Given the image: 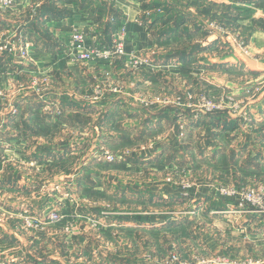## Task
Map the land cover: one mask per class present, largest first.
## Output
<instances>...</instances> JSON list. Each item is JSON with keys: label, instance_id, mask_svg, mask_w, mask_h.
Wrapping results in <instances>:
<instances>
[{"label": "rangeland", "instance_id": "1", "mask_svg": "<svg viewBox=\"0 0 264 264\" xmlns=\"http://www.w3.org/2000/svg\"><path fill=\"white\" fill-rule=\"evenodd\" d=\"M144 1L143 4L148 5L145 17L151 20L148 25L155 34H159L156 36L179 33L175 35L180 40L174 43L178 49L173 56L185 55V59H189L191 56L194 57L193 52L197 53L195 55L197 60L192 58V63L198 65L194 66L199 67L198 71L187 65L180 70V73L174 74L175 79L157 73L153 74L149 85L140 86L137 83L138 74H132L131 71L135 70L126 64L128 61L125 58H118L112 65L108 62L102 63L103 65L98 66L94 74L87 72L89 69L83 70L77 66L73 68L72 75L64 76L52 72L46 77L33 79L29 76L30 73L23 69L22 65L25 62L17 63L24 60H19L15 55L5 52L4 46L9 44V41L16 40L23 29L13 22L7 25L4 21L0 25V58H5V61L0 62L2 77L0 121L4 115H18L22 118L21 124L16 129L19 132L24 133L27 130L29 133V126L36 130L32 135L34 138L39 137L37 140L40 144L42 140L44 143L57 144V146L66 144L63 147L64 151L73 150L68 153L67 161L63 162L62 170L65 171V175L60 179L58 175L62 171L50 170L44 165L42 167L41 162L39 164L34 160L30 161V153L24 150L20 153V147L16 144H8L5 147L8 152L6 150L3 155L11 156L15 160L13 161L15 166L12 162L9 164L13 169L8 166L6 170L9 171L7 178H19L25 183L32 178L34 186L30 187L28 192L37 190L43 196L42 203L37 207H23L14 218L25 209L30 212L45 210V206L49 205L53 197L59 199L60 187L68 193L66 214L77 212L78 216L73 217L75 220L85 218L80 212L83 208L88 207L90 213L98 212L97 200L104 210L145 208L149 213H154L161 209L170 213L169 220L176 211H179L177 216H180L178 218L181 220L184 218L183 215L189 213L195 218L192 219L194 227L190 224L191 229L194 230L190 233H182V236L184 234L189 236V239H194L197 245L195 255L198 258L214 255L211 252L226 250L229 256L241 264L246 263L247 259L264 262V235L257 233V228L263 223L250 219L251 216L254 217L252 214L222 211L217 206L223 200L231 202L229 197L222 198L218 194L217 188L220 186L244 187L264 183V162L258 167L254 157L259 152L263 156L264 150L262 147L260 150L253 147L259 140L264 147V116L261 117V122L256 124L257 114L254 110L257 108L255 104L264 100V72L251 73L244 67L242 61L236 63L228 59L220 61L225 56L232 57V52L239 47L244 48L247 53L252 52L248 44L249 29L245 28L248 26L243 25L244 20L254 19L252 11L249 12L248 10L251 9L241 7L238 0H231L228 3L220 0ZM56 2L62 4L60 0H44L42 3L51 9L52 6L57 5ZM172 13L176 17L184 13L185 16L190 17L184 16L177 25L158 24V17L161 19ZM2 14L8 18L9 9ZM185 21L188 22L185 24ZM6 28H10L11 31L2 32ZM213 36H217V39ZM227 36L233 38L231 43L226 40ZM101 44L109 46L106 41ZM159 66L156 64L155 70ZM15 69H21L22 72H16ZM121 69H124L123 74H120ZM80 70L84 71V74ZM185 75L189 76L185 77ZM30 81L37 83L35 85L37 91L34 95L39 96L33 104L36 107L30 105L33 110L28 104L21 102L23 98H19V96L24 97L22 92L27 88L16 89L17 85L27 86ZM124 82L128 83V88ZM115 84L120 86L118 92L114 91ZM52 86L58 89L60 87V93H65L62 95L57 92L58 97L47 98L44 92L53 89ZM162 87L166 88L165 92L162 91ZM60 96L63 102L58 99ZM14 106L18 108L16 112L13 111ZM34 113L36 116L32 117ZM112 113L115 115L110 116ZM206 117L216 118L212 121L216 129L215 131L211 129L209 134L204 133L203 128H200L205 122L202 119ZM97 125L104 129L96 130ZM125 127L127 130L129 128L133 130V137L126 132ZM176 131L179 139L175 137ZM253 136L257 141L255 143L254 140L252 141ZM109 137L115 139V142ZM209 138L215 141L212 148L210 147L211 150L205 146ZM83 144L85 147H80ZM214 148L217 150H213ZM0 149L3 151L2 146ZM211 151L213 153H210ZM16 155H21V158ZM50 175H53L52 181L41 183ZM13 178L2 180L12 182ZM92 187L93 190H90ZM203 194L211 197V208L215 211H212L210 216L207 202L198 198ZM77 196L79 200L76 203L73 198ZM171 196L176 198L175 202ZM121 197L130 199L121 202ZM191 199L192 205L195 206L192 209ZM221 205L225 207L224 203ZM215 218L224 221V224L220 222L217 225ZM211 219L215 223H209ZM17 220L20 225V220L18 218ZM257 222L260 224L258 225ZM231 223H235L238 229H232ZM244 227L245 229L242 230ZM203 229L209 232L215 243L209 241L208 246L201 245L205 241ZM150 231L148 234L152 237H148L150 240L148 244L154 252L156 250L152 245L153 240L160 233L156 229ZM139 232L131 235L137 247L142 244ZM168 235L171 238L175 237L173 232ZM29 236L32 235L24 234L25 242H31ZM125 239H122L121 232L116 234L113 242L106 243L109 247L104 248L105 253L109 252L108 248L111 244L112 247L114 244L118 247L119 242L120 245H125L123 243ZM117 247H115L116 251ZM83 248L84 250L81 246L69 245L62 255L68 258L70 264H94L93 256L96 257L99 251L102 256L101 247L95 248L92 241L86 243V247ZM126 251L123 246L119 250L120 254H117L123 258ZM149 251L150 248L145 250L136 248L134 254L138 257L140 253L149 254ZM180 251L182 256L189 255L182 249ZM193 254L194 251L191 256Z\"/></svg>", "mask_w": 264, "mask_h": 264}, {"label": "crops", "instance_id": "2", "mask_svg": "<svg viewBox=\"0 0 264 264\" xmlns=\"http://www.w3.org/2000/svg\"><path fill=\"white\" fill-rule=\"evenodd\" d=\"M220 1L228 3L231 0ZM42 2L44 3V0H19L17 5L9 10L10 16L8 18H5L6 16L0 12V25H2L4 21L7 25H9L10 22H13L17 23L18 26L23 29V32L19 33L17 39L21 37V39L27 43L29 49V60L27 59L26 61L24 60L17 63L23 64L25 62L24 65H22L24 66L23 69L24 71L29 72V76L33 79H38L41 76L46 77L52 72L63 74L64 76L72 75L73 68L77 66L83 70L89 69L87 72H92V74H94L98 66L103 65L102 63H106L101 60H95L89 64L73 63L70 57L66 54V48L70 43V37L74 31H81L87 34L86 43L88 46H103L104 44L102 45L101 42L104 41L108 42L110 46L115 42V40L121 41L125 54L118 57L119 59L125 58L127 60V55L134 52L139 56L151 58L153 64L155 65L159 64L160 66L156 70L154 65V67L145 66L139 70L131 71L132 74H138L139 82L137 83H139L140 86L149 85L151 83L150 80L153 78V74L155 75L158 73L160 75L161 73L168 76V78L175 79L173 77L174 74L180 73V70L182 68H186L187 65L193 67L194 71L199 70V67H194L198 65L192 63V58L195 61L197 60L195 57L197 53L193 52L195 54L194 57L191 56L189 59H185V55L173 56L176 54L175 51L178 49L174 43L180 40L177 39L175 35H178L179 33L173 32V35L168 34V36L165 35L163 37H158L159 34H155L153 32V29L148 25L151 20H148L147 17L145 18L146 10L143 8V0H60V3L62 4H58V2H56L57 5L52 6L50 10H48V7H45L46 4L43 5ZM237 2L241 7L251 9L248 11H252L253 14V20L249 19L248 21H243V25L248 26L245 28L249 29L248 44L252 52L247 53L244 48L239 47V49L232 52V57H230V55L225 56L221 58L222 60L220 61L227 59L235 63L242 61V63H244V67H246L249 72L257 74L264 72V0H238ZM184 16L185 13L177 17L174 13H172L170 16L161 19L159 18L157 22L160 25H177L182 21V19H184ZM187 22L188 21H185V24ZM8 30L11 31L10 28H6L2 32ZM213 37L217 39V36ZM226 40L231 43L233 38L227 36ZM111 46H113V44ZM4 59L5 58L1 57L0 62L5 61ZM19 64H16V66ZM125 68L127 67L125 66ZM40 71H45V75H41L39 73ZM80 72L84 74V71L82 72L80 70ZM121 73H124V69H121L120 74ZM186 76L189 75H185V77ZM1 78L2 77L0 76V79ZM124 83L126 88H128V83ZM35 85L36 83L30 81L27 86H16V89L18 88L19 90L27 88L25 92H22L24 97L19 96V98H23L21 102L25 103V105H31L33 108L36 107L33 104L39 99V96L35 97L36 95H34L37 91ZM52 87L53 89H49L51 91L47 90L48 92H44L47 98L58 97L56 95L57 92L59 94L62 93V95L65 93H60V87L59 89L56 86L55 88L54 86ZM165 89V87H162L163 92L166 91ZM180 89L182 88L180 87ZM60 97L58 99L63 102L62 97L61 99ZM255 107H257L254 109L256 112L255 114L258 115H256V124H259L264 116V100L255 104ZM113 114L114 113L110 114V116L115 115ZM34 116H36V113L32 114V117ZM161 117L165 118V116ZM21 119L22 118H19L18 115L15 116L11 114L8 116L4 115L0 121V146L3 148V151L0 149V188H3L0 190V264H70L68 258L62 255L65 248L67 249L69 245H76L81 246V249L84 250L83 247H86V243L89 241H92L95 248L101 247L102 250V256L100 251L96 253V257L92 254L94 257V264H164V260L171 250H177L181 258L189 263H193L198 258L197 255H195V252L197 253V245L194 239H189V236H184V234L182 236V233H190L194 230L193 228L191 229L190 224L193 226L194 221L192 219L195 218H192L189 213L183 215L184 218L181 220V218H178L180 216H177L179 211H176L173 213V218L169 220L168 217L171 216L170 213L161 209L154 213H149V211L145 210V208L133 210V208L127 207L128 210H123V208H108V210H104L101 206H99V200H97L98 212L90 213L88 207L86 209L83 208L80 212L85 216V218L77 220L73 219V217L78 216L77 212H73L72 214L69 213L66 220L53 226L46 234L40 233L35 236H29V241L31 242H25L26 240L23 237L25 233L21 231L19 221L17 218H14V216L23 207H37L38 204L42 203L41 197L43 196L37 190L28 192V189L34 186L32 178H29L26 183L21 182L19 178H7L6 175H8L9 171L6 170L11 162L12 165L15 166V162H13L15 160H13L11 156L7 157L3 155V152L7 150L5 147L8 144H13L21 139V145L18 146L20 147L19 152L23 153V150L24 152H29L30 161L34 160L39 164L41 162L42 167L44 165V167H47L50 170L57 169L62 171L63 173L60 172L58 175L60 176V179H62L65 175V171L62 170L63 162L67 161L68 153L73 150L64 151L63 147H65L66 144H59L57 146V144L52 145L48 142L44 143L43 140L40 144L37 140L39 137L34 138L32 135V133H35L36 130L34 131V129L29 128V126V133H27V130H25L24 133L19 132L16 129L21 124ZM160 119L162 120V118ZM214 119L216 118L206 117V119H202V121L205 122L200 128H203L204 133L207 132L209 134L211 129L215 131L214 129H216V127L214 126L216 125L212 123ZM98 129L103 130L104 128H99L97 125L96 130ZM125 130L131 137H133L134 133L131 128L127 130L125 127ZM93 131H95V129ZM175 137L179 139L178 131H176ZM109 139L112 142H115V139L111 137H109ZM253 140L254 143L257 142L255 141V136L252 137V141ZM214 144L215 141L212 138H209L205 146H208V150H211ZM257 144H254L253 147L259 150L262 147L264 150L260 140ZM80 147H85V144ZM59 149L61 150L59 151ZM213 150L217 149L214 148ZM6 152H8V150ZM64 152L67 153L64 154ZM205 152L207 151L205 150ZM210 153L213 152L211 151ZM16 156L21 158V155ZM263 156H261L260 152L254 156L257 163L256 166H262V162H264ZM39 159L41 161H39ZM126 164L128 163L126 162ZM9 167L13 169V166L11 167L10 165ZM52 176L53 175L45 177L41 183L44 181H52ZM54 176L57 175L54 174ZM12 178V182L2 180ZM90 190H93V187L90 188ZM167 195L169 196V193H167ZM171 197H173L175 202L176 198H174V196ZM198 198H202L207 202V207L209 206L208 208H210V212H208L210 216V213L215 211L211 208V197L207 194H203ZM127 199L121 197L120 201L126 202ZM220 202H222L221 204L224 203L225 207L221 204H218L217 206L220 207L222 211H227L228 203L224 200ZM194 207L195 206L192 205L191 199V209ZM250 219L257 221V219L252 216ZM214 221L217 225L218 223L220 224V222L224 224V221L217 218H215ZM214 221L211 219L208 222L213 223ZM76 222H78V224ZM205 222L207 223V220H205ZM259 224L260 223H258V225ZM164 225L168 226L165 227ZM230 225L232 229H238L235 227V223H231ZM263 225L264 223L261 226L259 225L257 228V233L260 235H264V228H262ZM239 227H241V225ZM116 229H119L120 231H117ZM150 229H156V231L160 233L153 240L152 245L156 250L154 252L148 244L151 236L148 234L151 232ZM221 229L224 230L223 228ZM244 229L245 227L242 228V230ZM138 231H140L138 234L142 238V240L140 239L142 244H139V247H137V244L135 245L131 236L136 234ZM117 232H121L122 239L127 238L125 239V242H123L125 245H120L119 242L118 247L115 244L112 247L111 244L110 248H108L109 252H106V254L104 248L109 247L106 243L115 240V236L118 234ZM170 232L175 233V237L171 238V236L168 235ZM195 232L197 234V231ZM202 232L205 238V241L201 243L202 246H208L209 241H211V243H215V240L213 241L209 232L205 229H203ZM25 236H27V234H25ZM63 245H65V247ZM123 246L127 251L124 257L121 258L117 253H119V250ZM60 247L62 249H59ZM115 247L118 248L117 251L115 250ZM136 248L142 250L150 248V251L149 254L145 253L142 255V253H140V256L137 257V254H134ZM180 249L187 252L189 254L187 256L189 257L182 256ZM193 251L194 254L191 256ZM226 252L227 251L225 250V252L211 253L226 254L229 256ZM158 253L159 255H157ZM2 255L4 256L2 257ZM260 262L264 264L261 260Z\"/></svg>", "mask_w": 264, "mask_h": 264}, {"label": "built area", "instance_id": "3", "mask_svg": "<svg viewBox=\"0 0 264 264\" xmlns=\"http://www.w3.org/2000/svg\"><path fill=\"white\" fill-rule=\"evenodd\" d=\"M19 0H0V12L10 10L14 8ZM124 31V30H123ZM87 34L81 31H74L70 37V43L66 48V54L73 63L76 64H89L95 60H101L108 63L124 55V48L122 42L115 40L113 46H88L86 43ZM6 54L15 55L19 60H25L29 57V49L27 43L24 42L21 37L16 40L9 41V44L5 45ZM127 65L134 70H139L145 66H153V63L149 57L139 56L137 53H130L127 55ZM16 70V69H15ZM16 72H22L21 69H17ZM41 75H45V71L39 72ZM36 83V82H34ZM37 84V83H36ZM264 84V83H263ZM118 85L115 84L114 91L118 92ZM52 105V104H51ZM51 105L49 107H51ZM49 107H47L49 109ZM46 108V107H45ZM18 108L14 106V112ZM22 140H18L13 144L16 146L21 145ZM218 194L222 198L229 197L231 202L228 203L227 212L252 214L257 221L264 223V183L250 184L248 186L239 187L236 185L220 186L217 188ZM60 195L59 199L55 196L50 200L49 205L45 206V210L30 212L25 209L21 214L17 216L20 220V229L27 235L35 236L40 233L46 234L50 229L58 223L66 220L68 213V193L64 192L62 188H58ZM222 194V195H221ZM79 200V196L73 198L76 203ZM229 209V210H228ZM16 217V216H14ZM164 264H241L238 260L226 254H214L207 257L197 258L193 263L184 261L177 250H171ZM242 264H262L260 260H249Z\"/></svg>", "mask_w": 264, "mask_h": 264}, {"label": "trees", "instance_id": "4", "mask_svg": "<svg viewBox=\"0 0 264 264\" xmlns=\"http://www.w3.org/2000/svg\"><path fill=\"white\" fill-rule=\"evenodd\" d=\"M144 1V0H143ZM144 3H145V1H144ZM143 8H144V10H146L147 8H148V5L147 4H145V5H143ZM48 10H50V9H48ZM146 18V17H145ZM158 19H159V17H158ZM158 21V20H157ZM180 28V27H179Z\"/></svg>", "mask_w": 264, "mask_h": 264}]
</instances>
